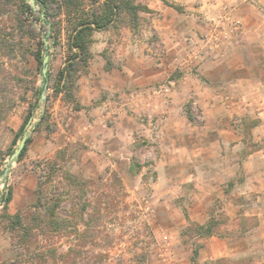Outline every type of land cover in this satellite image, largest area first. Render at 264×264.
I'll list each match as a JSON object with an SVG mask.
<instances>
[{
    "label": "rangeland",
    "instance_id": "rangeland-1",
    "mask_svg": "<svg viewBox=\"0 0 264 264\" xmlns=\"http://www.w3.org/2000/svg\"><path fill=\"white\" fill-rule=\"evenodd\" d=\"M58 2L43 22L40 5L0 0V37L15 44L0 47V264H264V188L243 169L264 148V91L245 89L264 82V0H137L149 7L137 27L94 32L73 100L55 90L77 21ZM44 38L45 81L31 54ZM40 194L62 200L58 227ZM18 212L26 242L7 218ZM210 220L212 235L190 228Z\"/></svg>",
    "mask_w": 264,
    "mask_h": 264
},
{
    "label": "trees",
    "instance_id": "trees-1",
    "mask_svg": "<svg viewBox=\"0 0 264 264\" xmlns=\"http://www.w3.org/2000/svg\"><path fill=\"white\" fill-rule=\"evenodd\" d=\"M93 5L96 7L92 12H86L84 8L85 0H59V6L61 13L66 14L68 18L74 16L77 21L71 26L69 32V46L72 53L68 56L66 64L60 68L57 80L55 82V90L58 92L64 93L65 97L69 100L75 99L74 95V82L75 77L78 75L80 69L87 68L89 65L90 58L92 57V52L90 50V43L92 41V36L97 30H104L110 28L114 21L117 18L127 17L131 22L132 26L137 27L140 21V12L149 10V7L143 5L137 0H90ZM56 0H37L38 5L42 8L45 13L46 21L49 16V10L52 8ZM23 5L25 6V12L32 13L33 8L27 0H22ZM177 9L181 10V6L173 5ZM40 20L43 21V18L40 16ZM32 28V27H31ZM1 30V29H0ZM32 30V29H31ZM32 36H36L33 34ZM0 47L8 48L9 54L15 53V44L11 43L7 38L0 37ZM46 49L44 40L41 39L37 42L36 50L31 51V54L35 59L42 63L43 60V51ZM25 57L27 53H24ZM79 104V103H78ZM80 104L78 105V107ZM8 112V108L5 106V103L1 100L0 97V121L4 119ZM33 108L28 112L23 125L17 133V137L14 140V144L18 141V136L24 131L27 122L32 116ZM187 114L191 120H194L195 117L192 114L191 110L187 111ZM32 138L28 137L26 145L18 159H21L31 143ZM68 181L77 183L79 181L78 177L74 174H69L66 177ZM41 193V192H40ZM12 198V189L10 188L4 199V207H8V203ZM43 195H39L38 206L43 205L46 208L47 215L50 218V224L58 227L57 220V209L62 203V200L57 198L53 205L47 207L46 204H43ZM40 203V205H39ZM86 208V206H84ZM7 218L12 223V228L15 232L18 233L19 237L23 241H27L30 237V231L27 228L24 214L21 212L15 213L14 215H7ZM40 219L41 217L38 216ZM217 223L214 220H210L207 223H192L190 227L191 230L196 231L199 235L206 237L212 235L216 232ZM20 233V234H19ZM199 248L194 250V260L198 256ZM56 255H54V259Z\"/></svg>",
    "mask_w": 264,
    "mask_h": 264
},
{
    "label": "crops",
    "instance_id": "crops-1",
    "mask_svg": "<svg viewBox=\"0 0 264 264\" xmlns=\"http://www.w3.org/2000/svg\"><path fill=\"white\" fill-rule=\"evenodd\" d=\"M249 88H255V91H258V90L264 91V82L259 81L253 87L249 86L248 88L246 87L245 89H249ZM262 98L263 99L261 103L263 105L262 107H264V97ZM245 101L252 103L250 99H246ZM251 103H246V105L251 104ZM260 115L264 119V108L260 112ZM262 134H264V132ZM237 145L238 143L236 144V146ZM243 169L245 173L247 174V179L252 181L250 182L252 185L251 186L252 190H260V189L262 190L264 188V148L249 154L243 162ZM249 185L247 187H250ZM261 197H264V195Z\"/></svg>",
    "mask_w": 264,
    "mask_h": 264
},
{
    "label": "water",
    "instance_id": "water-1",
    "mask_svg": "<svg viewBox=\"0 0 264 264\" xmlns=\"http://www.w3.org/2000/svg\"><path fill=\"white\" fill-rule=\"evenodd\" d=\"M29 2V4L31 5V7L36 10L38 7V3L37 0H27ZM41 17L43 18V22H45V13L41 14ZM44 43L46 46V49H48V41L46 38H44ZM49 54L47 53V51L43 54V60H42V64H43V68H42V79L45 81V77L47 76L48 73V68H49ZM44 91L42 93V99H45L46 97V88H47V84L44 85ZM28 138V133L25 132L23 138L21 139L18 148L12 153L11 155V160H15L16 158H18V156L20 155V153L22 152V150L24 149L25 145H26V141ZM7 173V171L5 172V174Z\"/></svg>",
    "mask_w": 264,
    "mask_h": 264
}]
</instances>
